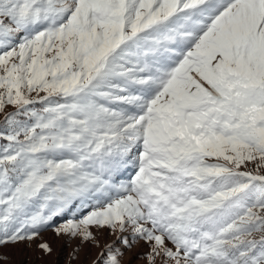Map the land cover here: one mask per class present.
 I'll return each instance as SVG.
<instances>
[{
	"label": "snow or ice",
	"instance_id": "6c2138e0",
	"mask_svg": "<svg viewBox=\"0 0 264 264\" xmlns=\"http://www.w3.org/2000/svg\"><path fill=\"white\" fill-rule=\"evenodd\" d=\"M21 246L264 264V0H0V264Z\"/></svg>",
	"mask_w": 264,
	"mask_h": 264
},
{
	"label": "bare ground",
	"instance_id": "6f19581e",
	"mask_svg": "<svg viewBox=\"0 0 264 264\" xmlns=\"http://www.w3.org/2000/svg\"><path fill=\"white\" fill-rule=\"evenodd\" d=\"M45 237L49 240H53V246L56 247L57 249H59L60 242L54 240L50 231L45 233ZM7 251L12 252L14 260H16V261L27 260L28 264H57L58 259L60 261V264H64V262L66 261V258H67L68 249L65 248L61 252L59 258L56 255H53V256L45 257L43 260H39L37 258L38 257L37 253H35L34 251H31L29 249L23 248V246H21L20 249H18V250L9 249Z\"/></svg>",
	"mask_w": 264,
	"mask_h": 264
}]
</instances>
